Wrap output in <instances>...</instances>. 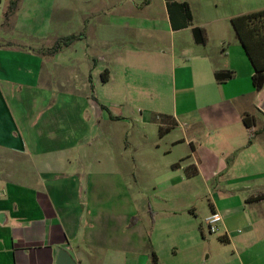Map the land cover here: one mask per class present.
Wrapping results in <instances>:
<instances>
[{
    "label": "crops",
    "instance_id": "0c3cea01",
    "mask_svg": "<svg viewBox=\"0 0 264 264\" xmlns=\"http://www.w3.org/2000/svg\"><path fill=\"white\" fill-rule=\"evenodd\" d=\"M43 2L0 0V264H264V121L253 116L264 118V87L255 90L231 24L264 10V0H193L192 7L191 0H159L158 22L150 0L131 1L135 10L144 6V16L111 19L131 30L158 24L160 37L150 41L157 52L142 57L139 74L123 63L119 94L110 98L92 93L113 80L109 67L97 80L90 76L97 43L91 55L80 45L49 55L14 38L22 17L28 35L41 34L33 12ZM51 9L44 8V26ZM68 48L85 63L90 93L67 78ZM62 58L53 76L46 63ZM227 72L230 78L221 75ZM137 76L139 101L168 100L149 108L150 118L161 114L166 123L161 132L145 130L139 146L123 134L113 156L112 122L126 119L129 108L116 101L126 100L121 91ZM70 84L82 98L71 110ZM243 115L252 117L250 129ZM200 196L206 201L198 210ZM213 213L221 221L209 241L202 225Z\"/></svg>",
    "mask_w": 264,
    "mask_h": 264
},
{
    "label": "rangeland",
    "instance_id": "374dc122",
    "mask_svg": "<svg viewBox=\"0 0 264 264\" xmlns=\"http://www.w3.org/2000/svg\"><path fill=\"white\" fill-rule=\"evenodd\" d=\"M45 0L43 3H36L35 4V11L33 12L35 14L36 18V25H37V32H41L43 34L36 35V37H31V35H28L26 32V29L28 27V21L27 18L22 17L20 19L21 28L25 31L18 33L19 36L14 37L16 40L20 42V44H25L26 46H30L32 49L36 50H45L49 49L52 44L61 37H66L70 35H74L76 37L83 36V39L76 40L74 43H72L70 46H75L77 49V45H80L83 47L87 53L90 55L96 50L92 51V46L96 43L99 45V51L96 54V57L98 60H96L95 65L90 67L91 74L94 78V80L98 79V72H100L104 68L111 69L110 73V80L108 86L106 87H99V84H97V87L94 88L92 91L94 97H99L103 95V98H110V95L114 93L115 91H118V88L121 87V83L118 81L121 69L123 67V63H128L126 65L127 70L129 71V75L132 74H139V65L140 61L143 59H146V54L152 55L153 53L157 52L156 48H152L153 44L151 43V40H157V38L160 37V33L158 29L160 26L157 24L155 25H149L147 27H141V28H135L134 30H131V28L124 29L122 26V23L118 19H111L113 16H120L124 14H128L129 12H132L134 14H137L138 16H144L145 9L142 4H137V9L131 7L130 2H138L139 0H105L103 3H99L100 0ZM103 1V0H101ZM151 6L149 11L152 12L151 16L155 19V22L162 17L160 15L161 13V4L159 0H150ZM180 1V0H176ZM190 1V0H188ZM204 2V0H201ZM191 0V7H192ZM190 5V4H189ZM51 6V16L48 21V25H43L44 23V8ZM229 4H223L221 7H229ZM169 8V6H168ZM100 12V13H98ZM32 13V14H33ZM98 13V14H97ZM131 13V14H132ZM33 19V18H32ZM30 19L29 22L32 20ZM134 24V22H133ZM136 24V23H135ZM142 24V23H138ZM31 25V23H30ZM33 27V25H31ZM35 28V25H34ZM38 34V33H37ZM23 42V43H22ZM151 48V49H149ZM66 54L69 56V59L72 61V64L69 65L68 69H65L64 71L67 73V78L74 79L72 81H78L80 80L82 83V86L85 85V89L90 93L89 87L86 81V77L83 79L82 70L85 63L83 62L82 58L79 56L77 51L71 50V48H68L66 51ZM58 59L54 60V62H51V60L46 63V68L49 67L50 72L53 74V76H58V72L61 70V66L65 65L66 62L60 63ZM94 62V61H93ZM122 66V67H121ZM133 68V69H132ZM93 69V70H91ZM99 72V73H100ZM138 77L134 78L132 83L125 84V89L122 90V94L126 96V100H120L116 102H120L121 104H128V116H126V119L122 120L121 122H112L115 130L112 133L111 142H110V150L113 153V156L117 155V152L122 147L120 144L123 141V134H127L128 139L133 142H135V145H140L141 141L144 139V132L145 130L149 129L150 126H157L159 127L161 125V122L166 123L165 117L163 115H152L151 118L149 115L152 113L149 111L150 107H158L161 106L163 103H167L168 100H159L155 99L153 101H139L138 97L140 95V90L138 87ZM119 82V83H117ZM73 84V83H72ZM70 84L66 86L67 88L65 91L69 92V95L72 97L75 95L73 94V88L74 86ZM78 90V85L75 87ZM57 90V89H55ZM119 94V91H118ZM90 95V94H89ZM70 97L65 107L69 110L77 108L76 105L81 102L80 99L81 95H75V98ZM136 97V98H135ZM11 102V101H10ZM124 102V103H123ZM22 106L27 108L28 106L35 107L32 103H28L27 100L21 101ZM155 104V105H153ZM78 106V105H77ZM141 111V113H140ZM155 111V110H153ZM253 116L257 120H263L264 118L262 115L255 112L253 113ZM159 118H161L159 120ZM69 119H74L73 116H71L69 112ZM163 119V120H162ZM259 123V121H258ZM103 121H99V125L102 126ZM262 124H258V126ZM148 134V140L151 139L152 141H157L158 136L157 135H151V133L147 132ZM106 146H108L109 142H105ZM90 157V154L89 156ZM99 158H102L99 156ZM106 163V161H101V164ZM123 170V162L121 163ZM134 165L131 166V171H133ZM128 169V166L126 165V170ZM135 176L138 177V174L135 173ZM140 182V179L137 180V184ZM124 183V181H123ZM126 188H133L134 185L132 184V180H126V183H124ZM197 186L200 189L201 188V182H197ZM151 193L147 194V199L149 203L151 202L152 195ZM146 200V197L143 196ZM205 197L200 196L198 197V201L196 203V207L198 210L201 209V205L205 203ZM203 226V231L205 234V237L207 240L215 239L218 236V232L216 233H209L208 227Z\"/></svg>",
    "mask_w": 264,
    "mask_h": 264
},
{
    "label": "trees",
    "instance_id": "16d2710c",
    "mask_svg": "<svg viewBox=\"0 0 264 264\" xmlns=\"http://www.w3.org/2000/svg\"><path fill=\"white\" fill-rule=\"evenodd\" d=\"M8 10V13H10V7ZM231 24L254 69V74L252 76L253 86L256 91H260L264 87V10L235 17L231 20ZM195 31L200 32L202 30L195 28L194 32ZM78 38L79 37L74 35L58 38L52 46L46 50V53L49 55L55 54L74 43ZM200 42H203V39ZM221 75L227 78L231 77V73L228 72ZM215 77L216 80H219V73H216ZM101 108L104 109L102 106ZM160 119L161 118H159V120ZM242 121L248 129L254 124L252 117L249 115H243ZM162 125L163 122H161L159 126L160 132L162 130Z\"/></svg>",
    "mask_w": 264,
    "mask_h": 264
},
{
    "label": "built area",
    "instance_id": "2783aa9c",
    "mask_svg": "<svg viewBox=\"0 0 264 264\" xmlns=\"http://www.w3.org/2000/svg\"><path fill=\"white\" fill-rule=\"evenodd\" d=\"M221 221V217L217 213H213L210 215L206 220V226L208 227L209 233H216L218 232L219 228L218 225Z\"/></svg>",
    "mask_w": 264,
    "mask_h": 264
}]
</instances>
